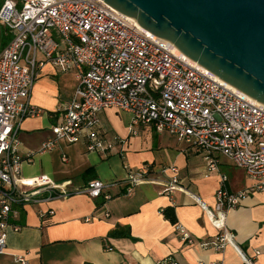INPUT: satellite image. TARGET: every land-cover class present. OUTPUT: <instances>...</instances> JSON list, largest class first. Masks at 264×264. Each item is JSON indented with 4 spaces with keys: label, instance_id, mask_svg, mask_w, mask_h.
I'll return each instance as SVG.
<instances>
[{
    "label": "built area",
    "instance_id": "obj_1",
    "mask_svg": "<svg viewBox=\"0 0 264 264\" xmlns=\"http://www.w3.org/2000/svg\"><path fill=\"white\" fill-rule=\"evenodd\" d=\"M0 22L11 34L0 51V254L7 250L10 232L22 229L20 206L77 194L108 201L118 185L125 186L128 196L144 183L162 185L163 193L183 189L173 165L160 170L144 166L131 170L123 181L96 178L72 189L39 176L37 188H22L19 179L25 160L20 154V125L26 117L43 112L32 104L31 92L46 63L61 72H74L77 83L71 98L59 107L60 118L42 151L55 148L61 140L84 139L89 152L111 154L126 141L117 135L106 140L100 115L116 108L131 114L133 133L135 126L152 125L201 154L208 173L219 170V157L224 156L244 169L252 183L232 191L228 177L221 175L215 207L207 210L219 234L202 246L238 248L226 216L249 194L264 191L263 103L176 54L170 41L104 0H0ZM177 229L182 240L194 242L187 228L178 225ZM28 254H16L15 259L27 264ZM241 254L245 264H254L252 257ZM160 264L182 263L169 256Z\"/></svg>",
    "mask_w": 264,
    "mask_h": 264
},
{
    "label": "crops",
    "instance_id": "obj_2",
    "mask_svg": "<svg viewBox=\"0 0 264 264\" xmlns=\"http://www.w3.org/2000/svg\"><path fill=\"white\" fill-rule=\"evenodd\" d=\"M10 39L9 30L0 22V51ZM76 83L74 72H61L51 63L40 69L31 102L43 112L26 117L19 131L20 154L25 160L19 179L22 188H37L39 176L72 189L96 178L123 181L131 170L144 166L160 170L173 165L183 189L163 193L162 185L144 183L128 196L125 186L118 185L111 189L113 198L108 201L77 194L20 206L22 229L10 232L0 264H22L15 259L22 253H29L27 264H160L169 256L182 264H245L241 253L252 257L254 264H264V191L249 194L227 211L226 225L235 234L238 248L233 244L223 250L202 246L219 234L207 210L215 207L221 175L228 177L232 191L252 183L245 170L226 157H219L218 171L208 173L201 154L152 125L135 126L133 133L131 114L116 108L100 115L104 138L117 135L126 141L111 154L89 152L84 139L61 140L55 148L42 151L43 142L52 136V125L60 118L58 109L71 98ZM227 165L238 170L230 171ZM168 206L175 208L176 223L163 214ZM178 225L191 233L192 244L182 240ZM114 230L122 233L111 235ZM256 251L260 254L255 255Z\"/></svg>",
    "mask_w": 264,
    "mask_h": 264
},
{
    "label": "water",
    "instance_id": "obj_3",
    "mask_svg": "<svg viewBox=\"0 0 264 264\" xmlns=\"http://www.w3.org/2000/svg\"><path fill=\"white\" fill-rule=\"evenodd\" d=\"M264 104V0H104Z\"/></svg>",
    "mask_w": 264,
    "mask_h": 264
},
{
    "label": "trees",
    "instance_id": "obj_4",
    "mask_svg": "<svg viewBox=\"0 0 264 264\" xmlns=\"http://www.w3.org/2000/svg\"><path fill=\"white\" fill-rule=\"evenodd\" d=\"M164 216L169 219L171 222L176 223L177 222V216L175 212L174 206H168L165 209H163ZM122 232L120 230H114L111 235H120ZM124 235H128L127 233H123ZM174 258V257H173Z\"/></svg>",
    "mask_w": 264,
    "mask_h": 264
},
{
    "label": "bare ground",
    "instance_id": "obj_5",
    "mask_svg": "<svg viewBox=\"0 0 264 264\" xmlns=\"http://www.w3.org/2000/svg\"><path fill=\"white\" fill-rule=\"evenodd\" d=\"M170 46H171V48H172V50H173V52H175L176 54H179L180 56H182V57H184V58H186V59H188L191 63H194V64H197L195 61H193V60H191V59H189V58H187V56L184 54V53H182L175 45H173V44H169ZM213 75V74H212ZM235 89V88H234Z\"/></svg>",
    "mask_w": 264,
    "mask_h": 264
},
{
    "label": "rangeland",
    "instance_id": "obj_6",
    "mask_svg": "<svg viewBox=\"0 0 264 264\" xmlns=\"http://www.w3.org/2000/svg\"><path fill=\"white\" fill-rule=\"evenodd\" d=\"M227 169H229L230 171H234V170H238L237 168H235L234 166L232 165H227Z\"/></svg>",
    "mask_w": 264,
    "mask_h": 264
}]
</instances>
